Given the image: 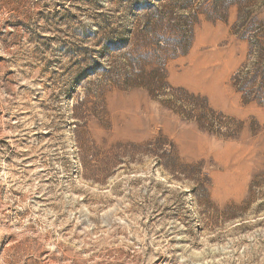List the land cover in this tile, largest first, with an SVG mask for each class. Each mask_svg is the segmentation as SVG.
<instances>
[{
    "label": "rangeland",
    "instance_id": "1",
    "mask_svg": "<svg viewBox=\"0 0 264 264\" xmlns=\"http://www.w3.org/2000/svg\"><path fill=\"white\" fill-rule=\"evenodd\" d=\"M262 28L264 0H0V264H264ZM162 67L237 136L126 82Z\"/></svg>",
    "mask_w": 264,
    "mask_h": 264
},
{
    "label": "trees",
    "instance_id": "2",
    "mask_svg": "<svg viewBox=\"0 0 264 264\" xmlns=\"http://www.w3.org/2000/svg\"><path fill=\"white\" fill-rule=\"evenodd\" d=\"M262 29L264 30V28ZM257 43L260 46L259 53L264 56V42L257 41ZM251 46L249 56H252L254 53V44ZM185 51L186 48H184L183 52ZM248 65V63L244 64L232 79L235 80L237 77L242 76V74H248ZM256 72L257 76L263 77L261 84L255 90L257 94H260L259 92L264 87V65L263 72H260L258 67L256 68ZM167 78V71L162 67L154 70L151 75L137 73L136 75L128 76L126 82L131 87L146 89L163 106L173 110L183 118L197 123L204 131L216 134L222 138H235L237 136L238 130L232 125L231 120L228 118L225 120L224 115L217 113L210 106L206 97L190 93L185 88H173L167 83Z\"/></svg>",
    "mask_w": 264,
    "mask_h": 264
}]
</instances>
